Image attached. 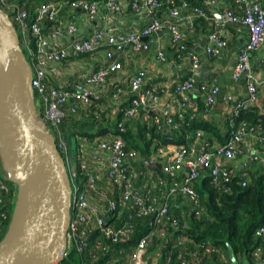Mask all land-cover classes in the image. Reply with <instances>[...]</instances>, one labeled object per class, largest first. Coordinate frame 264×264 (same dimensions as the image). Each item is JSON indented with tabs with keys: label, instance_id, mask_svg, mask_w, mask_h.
Here are the masks:
<instances>
[{
	"label": "built area",
	"instance_id": "1",
	"mask_svg": "<svg viewBox=\"0 0 264 264\" xmlns=\"http://www.w3.org/2000/svg\"><path fill=\"white\" fill-rule=\"evenodd\" d=\"M232 1L243 5V14L238 16L228 11V19L241 23L248 32L247 42L233 70L236 81L245 78L247 96L238 98L227 95L232 104L231 115L235 118L243 110L258 105V81L252 70L251 55L264 47V4L263 0ZM127 2L125 5L121 0H40L34 5L29 4V0H0V11L6 13L16 26L19 46L26 51L24 55L32 69V87L39 116L49 125L48 130L54 137L60 140L58 147L66 154L72 205L65 257L76 249L79 253H87L93 261L102 259L114 249L113 245L128 243L133 238L136 226L131 220L134 217L141 220L153 215L149 219V229L138 244L128 250L120 248L119 253L121 257L124 254L126 263L159 264L160 255L156 254L157 262H153L151 257L154 239L165 238L176 229L184 232L177 238V244L186 245L184 254L197 264L202 255L211 253L215 247L209 243L198 244L186 233L189 218L194 216L200 219L205 213L196 182L207 175L219 190L229 191L233 176L241 172L243 178H248V172L244 169L251 162L260 160L256 154H252L238 166L232 165L241 151L246 134H252L263 146L264 136L259 129L243 122L230 140L219 146L211 143L202 129L187 135L189 139L192 138L189 145L179 144L173 150L166 148V145L159 146L149 158L129 146L124 134L137 120L156 126L162 133L171 134L199 119L200 112L190 109V99L195 89L192 78L174 82L169 88L171 96L164 109H159V103L162 93L168 88L149 85L145 69L130 75L127 85L122 83L120 76L124 75V54L128 49L133 52L149 51L155 40H161V32L166 31L174 60L180 65L190 66L192 71H198L202 61L198 52L188 47L182 26L188 23L194 28L198 18L209 16L207 7L217 0H205L202 6L187 0H180L179 3L174 0ZM127 7L146 19L141 28L116 31L100 24L104 11L111 16L110 19L115 20L117 14ZM166 7L170 9L166 11ZM81 15L95 24L85 35L81 34L78 20ZM220 23L216 20V29L208 34L205 47L208 56L220 55L228 48V39L218 28ZM145 37H149V40L145 41ZM100 51L103 52V60L95 70L78 68L72 75L73 80L64 82L67 69L59 64H72L76 59ZM157 54L163 63L170 58L159 48ZM50 72L54 83L49 80ZM111 78L117 81L111 96L118 103L117 113L121 117H118L114 128L104 135L94 139L77 135V154L72 156L71 147L64 140L62 124L79 117L81 111H91L94 105L97 107L92 114L99 121L103 113L101 103L104 102ZM200 91L209 108L217 105L220 95L218 84L204 82L200 85ZM146 159L162 164L159 175L157 167L150 169L144 165ZM178 173H183L179 179L175 178ZM168 178L173 181L168 182ZM149 179H153L152 183L155 184L145 185ZM246 182L244 180L242 186ZM5 188L0 182V190ZM116 194L117 198H112ZM125 214L128 216L126 219L123 218ZM9 218L8 214L0 211V221ZM1 227L0 222V230ZM255 235L261 240V246L254 251L255 264H264V225L256 230ZM180 257L182 264L188 263L183 252Z\"/></svg>",
	"mask_w": 264,
	"mask_h": 264
},
{
	"label": "water",
	"instance_id": "2",
	"mask_svg": "<svg viewBox=\"0 0 264 264\" xmlns=\"http://www.w3.org/2000/svg\"><path fill=\"white\" fill-rule=\"evenodd\" d=\"M19 45L14 25L0 11L1 171L17 185L10 220L0 240V264H60L71 223V180L56 139L37 111L32 69ZM182 76L192 78L197 90L206 80L203 73L192 70ZM144 165L162 168L150 159ZM227 246V264H240L233 246ZM243 264L250 262L244 259Z\"/></svg>",
	"mask_w": 264,
	"mask_h": 264
},
{
	"label": "trees",
	"instance_id": "3",
	"mask_svg": "<svg viewBox=\"0 0 264 264\" xmlns=\"http://www.w3.org/2000/svg\"><path fill=\"white\" fill-rule=\"evenodd\" d=\"M163 1L167 2L168 0ZM174 1L176 3L180 2V0ZM190 2L194 5L202 6L198 2ZM169 9L170 7H166V11ZM188 47L193 49L189 44ZM22 52L26 54L24 49H22ZM78 121L86 122L79 116L62 124L64 140L68 141L70 147V138L72 135L78 134V130L86 134L83 136L95 138L94 135H89L86 132L88 130L86 124L79 126ZM243 122L259 129L260 134L264 136V111L262 112V107L259 106L243 110L235 118L231 115L227 120L226 132L224 133L215 124L204 122L201 119L194 120L189 126L184 125L181 131L171 134L162 133L156 126L137 120L135 124H131L124 136L129 146L139 150L143 157L149 158L159 146L170 143L189 145L192 138L189 139L187 135L197 129H202L209 137L211 143L225 144ZM105 130L102 128L100 133L106 134ZM215 137L218 141L214 140ZM55 139L57 145H59L60 140L56 137ZM59 150L66 161L67 158L66 154L63 153V149L59 148ZM258 161L251 162L244 169V171L248 172V178H243L241 172H237L233 176L230 190L227 192L214 186L211 183V178L207 175L200 177L196 182V190L199 193L201 204L205 208V213L200 219L194 218V216L189 218V226L186 228V233L198 244L209 243L215 247V250L211 253L202 255L201 260L197 264H227V261H229L227 243L233 246L240 264H243L244 259H248L250 264H255L254 251L261 246V240L256 237L255 232L260 226L264 225V163L258 166ZM0 172L2 174H0V182L6 187L4 190H0V211L5 212L9 217L15 203L17 185L15 181L7 179L2 171ZM80 179L84 180L85 177H80ZM244 180L247 182L245 186H242ZM112 198H117V194L115 197L112 195ZM127 217V214H125L123 218L126 219ZM152 218L153 215L146 216V218L141 220L138 217H134L131 220L133 225L136 226L133 238L128 243L113 245L112 248L114 249L107 256H103L102 259L93 261L87 253H79L76 249H72L60 264H127L124 254L122 253L123 256L121 257V253H119L120 248L128 250V248L135 247L139 239L149 229V219ZM9 220L10 218L0 221L2 226L0 240L6 231ZM180 223L183 225V220ZM183 234V231L173 229V232L170 235L167 234L165 238L154 239L152 253L160 255L159 264H182V258L180 257L182 252L188 260L187 264H195L189 256L184 254L186 245H180L176 242L177 238ZM223 251L227 256L226 262L222 261ZM226 256L224 257L226 258Z\"/></svg>",
	"mask_w": 264,
	"mask_h": 264
},
{
	"label": "crops",
	"instance_id": "4",
	"mask_svg": "<svg viewBox=\"0 0 264 264\" xmlns=\"http://www.w3.org/2000/svg\"><path fill=\"white\" fill-rule=\"evenodd\" d=\"M123 4H127V0H121ZM205 0H197L204 5ZM264 4V0H263ZM233 11L236 14H243V5L236 4L232 0H217V2L207 7L209 16L207 18H201L197 20L196 26L191 28L188 23L182 26L184 34L187 38L188 44L195 49L202 61V67L196 72L203 73L205 82L216 83L220 87V95L218 97V103L215 107L209 108L203 93L200 90L194 89V94L190 99V109L197 110L200 112L199 119L210 124H215L222 132H226V123L232 113V104L227 99V95L232 94L235 97L247 96V85L245 78L240 81H236L233 77V70L238 62V55L245 45L248 39V32L241 23H233L228 19L227 12ZM100 19V24L107 26L113 30L130 31L133 29L141 28L147 21L146 19L140 18L137 14L130 10V7L117 14L116 19H110V15L107 11H104ZM81 34H88L91 28L95 25L85 19L84 15L79 16ZM114 20V21H113ZM221 22L218 28L222 35L228 39V48L225 49L220 55H210L205 53V47L208 44V34L216 29L215 21ZM161 40H155L152 43L149 51L133 52L127 50L122 58L124 64V75H121L122 83L127 85L128 77L134 74L140 69L147 71V83L149 85H164L168 89L162 93V97L159 103V109H164L166 103L169 101L171 93L170 87L176 81L182 80L186 70H192L190 66L179 64L173 58V50L170 46V37L168 32H161ZM153 38V37H152ZM149 40V39H148ZM162 49L170 57L166 63H163L157 57V50ZM103 60V52H98L93 55H85L79 59H76L72 64L58 65L67 69L64 82L73 80V74L78 68L91 71L95 70ZM252 70L258 81L257 94H258V105L262 107L264 111V47L260 50L255 51L251 55ZM49 80L55 82L52 73H49ZM117 81L114 78L109 80V88L105 94L104 102L102 101V112H105V122H101L105 132L112 129L111 124L115 123L119 117L117 113V102L112 99L111 92L114 84ZM124 84V85H125ZM125 85V86H126ZM85 117V116H84ZM214 140L218 141L215 137ZM197 146V144H195ZM215 145H220L216 143ZM179 144L170 143L166 145V148L173 150L177 148ZM242 153H238L236 159L232 165L238 166L245 155L256 154L259 157L257 162L258 166L264 163V146L261 142L256 140L252 134H246L244 142L241 144ZM156 160L158 158L156 157ZM255 164V163H253ZM252 164V165H253ZM251 165V166H252ZM158 169V168H157ZM156 169L158 175L160 170ZM0 171H1V159H0ZM1 174V172H0ZM2 175V174H1ZM183 173H178L175 178H180ZM153 179H149L145 182V185H153ZM168 182H172V178L167 179ZM226 262V260H224ZM228 263V262H227Z\"/></svg>",
	"mask_w": 264,
	"mask_h": 264
},
{
	"label": "rangeland",
	"instance_id": "5",
	"mask_svg": "<svg viewBox=\"0 0 264 264\" xmlns=\"http://www.w3.org/2000/svg\"><path fill=\"white\" fill-rule=\"evenodd\" d=\"M24 1H27L28 2V0H24ZM40 0H29V4H34L35 5V3L36 2H39ZM10 20V19H9ZM10 22L13 24V22L10 20ZM22 50V49H21ZM93 104H96V103H93ZM95 107H97V106H95L94 105V108ZM94 108L92 109L91 108V111L89 110V111H87V112H83V111H81L80 112V117L83 119V120H86V122L85 123H83V122H80V121H78L79 122V126L80 125H83V124H86V127H87V129L88 130H86V132L89 134V135H94L95 137H97V136H99V135H101V134H104V133H100V130L102 129V128H104L103 126H102V124H101V122H105V120H108V118H105V112L104 113H101V118H99L100 120L99 121H97L96 119H95V117L93 116V114H92V111L94 110ZM85 116V117H84ZM98 123V127L96 126V124ZM114 124L115 123H113V124H111V126H113V128H114ZM102 127V128H101ZM48 129H49V125H48ZM106 129V128H105ZM79 132H78V134L76 133L74 136L72 135L71 136V138H70V145H71V150H70V153H71V155L72 156H75L76 154H77V148H78V144H79V139H78V136H83V135H86V134H83V133H81L80 131L81 130H78ZM78 135V136H77ZM67 144H69L68 143V141H67ZM188 222H189V220H188ZM223 253H224V256H226V253L223 251ZM223 256V258H222V261H224V260H226L227 261V256H226V258ZM152 261L153 262H157L158 260H157V256H156V254H154V253H152ZM228 263H229V261H227Z\"/></svg>",
	"mask_w": 264,
	"mask_h": 264
}]
</instances>
